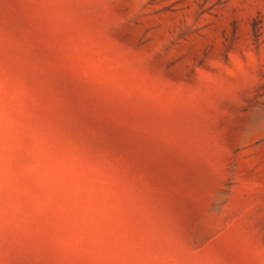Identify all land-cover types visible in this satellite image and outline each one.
<instances>
[{
	"label": "rangeland",
	"instance_id": "rangeland-1",
	"mask_svg": "<svg viewBox=\"0 0 264 264\" xmlns=\"http://www.w3.org/2000/svg\"><path fill=\"white\" fill-rule=\"evenodd\" d=\"M0 264H264V0H0Z\"/></svg>",
	"mask_w": 264,
	"mask_h": 264
}]
</instances>
